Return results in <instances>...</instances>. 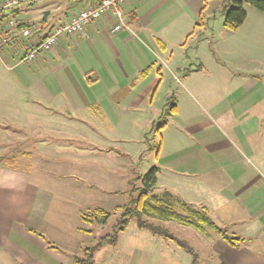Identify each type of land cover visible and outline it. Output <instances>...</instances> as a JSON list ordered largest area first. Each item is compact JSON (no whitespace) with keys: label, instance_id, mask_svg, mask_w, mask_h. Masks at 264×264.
I'll return each mask as SVG.
<instances>
[{"label":"crops","instance_id":"1","mask_svg":"<svg viewBox=\"0 0 264 264\" xmlns=\"http://www.w3.org/2000/svg\"><path fill=\"white\" fill-rule=\"evenodd\" d=\"M7 1L0 0V6ZM46 1L49 2L39 9L41 12L33 10L36 6H30L32 1L12 8L13 14L26 26L39 27L33 41L45 38L71 16L95 7L101 0H41ZM207 4V0H131L122 6L129 29L115 31L116 20L110 12L86 25L78 34H63L51 51L41 52L32 63L20 62L26 41L21 39L19 30L0 28V38L9 35L17 38L14 44L0 50V157L26 159L29 167H20L15 163L18 161L0 162V264H74V256L90 235L80 230L83 227L80 214L92 202L91 192L95 187L82 181L80 187H77L80 182L69 185L67 181L73 179L54 176L44 167L29 165L33 153L28 146H62L66 140L52 136L62 134L66 127L96 137L105 135L106 129L124 127L138 134L141 129H137L136 120L149 110L144 105L148 98L150 107L153 104L163 86L165 70L184 87L175 72L190 70L193 62L199 71L224 68V62L214 60L213 56L206 59L203 55L215 54L218 42L211 24L217 15L204 16ZM222 17L216 21L221 31ZM242 26L229 33H238ZM203 37L212 40L209 43ZM174 62H179L176 71L172 69ZM146 69L144 75L142 72ZM241 75L248 80L234 93L222 92L218 101L216 98L205 100L212 106L202 119L189 116L181 96L175 101L176 115L170 118L184 123V128L172 129L177 141L180 139L175 146H186L190 153L199 151L197 155L178 153L182 150L174 154L173 176L188 178V192L196 190L193 179L210 172L213 161L209 158L224 151V147L252 146V154L259 156L254 153L258 148L249 136L253 139L252 134L264 135L260 133L264 95L260 97L255 92L261 85L259 80L250 77L251 74ZM203 83L207 88L209 81ZM200 88L201 85L197 90L201 92ZM182 93L186 97L190 90ZM259 106L260 113L250 115ZM163 124L158 131L162 138L161 150L170 145L166 135L170 124ZM143 143L140 141L139 145ZM17 146L27 147L17 151ZM39 154L44 159L48 157ZM259 177L242 176L238 192L237 181L229 182L232 193L228 199L236 200V207L230 210L231 218L223 224L232 227L233 234L242 237L244 242L235 248L218 235L212 238L219 264H264V184ZM177 188L172 189L183 196ZM72 192L76 198L75 195L68 198ZM223 192L218 196L225 199ZM60 196L77 203L72 225L62 224L55 217L63 209L62 202L56 201ZM208 198L188 202L206 206L212 216ZM117 247L118 244L112 249ZM177 249L153 235L134 242L123 255L116 254L99 264H153L156 253L170 258L171 264H191V257H184V250Z\"/></svg>","mask_w":264,"mask_h":264},{"label":"rangeland","instance_id":"2","mask_svg":"<svg viewBox=\"0 0 264 264\" xmlns=\"http://www.w3.org/2000/svg\"><path fill=\"white\" fill-rule=\"evenodd\" d=\"M31 1L34 3L30 6H36V9L33 10L38 12H41L39 9H42L49 2L28 0L24 3L27 4ZM207 3L204 16L205 14L215 13L217 19H221L220 10H222L224 5H227L225 0H207ZM244 9L248 18L238 33H229V30L225 29L224 26L222 27L223 31H221L218 23H216L217 19L211 23L214 26L212 32H214L218 40L216 42L217 48L215 54L203 55L206 59L213 56L214 60H218L220 63L224 62L226 64H224L225 67H218L217 69L212 66L213 70L205 68V70L199 71L200 69L196 67L197 63L193 62L190 70L186 69L185 71L177 72L176 67L179 62H174L172 69L176 71L175 73L181 79L184 87L173 79V75L170 72L165 70L163 86L154 98L153 104L150 107V98H148L144 105L148 106L149 110L141 117L138 116L136 120V127L139 131L141 129L142 132L138 131L139 133L136 134L124 127L117 130L106 129L105 135L96 137V135L79 134L76 129L66 127L62 134L52 136L53 138H64L66 141H62V146H28L29 151L33 153L29 165L44 167L54 176L73 179L67 181L69 185L80 181L94 185L95 190L93 192L90 191L93 196L92 202L88 205V208L83 207L84 211L102 208L111 213V217L106 224L100 223L99 225L90 226L94 232L92 235L85 237L87 240L82 242L83 246L77 252L78 255L82 253L85 247L95 245L101 237L113 234L112 228L122 213V210H116V208L125 205L132 196L135 198L138 196V191L131 195L133 188H141L142 186L141 180L137 178L144 176L154 167H158L160 170L157 175L158 182L155 192L165 202L177 207L180 199L186 202L191 200L192 202L200 199V197L209 196L208 203L214 222L220 227L227 228L228 232L233 234L235 230L223 224L224 220L231 218V215H229L230 210L236 207V200L228 199L232 193L229 182L237 181L236 192L241 190L239 187L242 186V183H240L242 176H247L249 179L261 176L259 179L264 184V135L259 137L255 136L256 134H252L254 135L253 139L249 136V140L258 148L254 152L259 155L257 157L251 152L252 146H226L224 151L217 155L213 154L209 158V160L213 161L210 172L207 175H203L204 178L199 176L196 177V180L193 179L196 190L188 192V178L173 176V169L176 165V161H173L175 158L174 154L179 150H182L178 152L180 154L190 153L185 149L186 146H175L179 145L180 139L177 141L174 134L175 131L173 132L172 129L175 126L184 128V123L181 119H171L165 110L162 111V109L167 108V103H173L174 100L176 101L181 96V102L186 103L189 116L193 119H202L207 116L208 107L212 106L211 102L207 103L205 100L208 98L215 100L216 98V101H218L222 97V92L226 93L227 91L229 95L234 93L240 84L248 80L246 76L241 74H251L252 76L250 77L259 80L261 85L259 90L256 89L255 92H259L261 94L260 97L264 95V14L246 3L244 4ZM222 18V21H224V16ZM203 38L209 43L212 40L207 37ZM204 81H209L207 88L204 86ZM228 81L230 82L226 84L225 82ZM231 81L236 82L232 83ZM220 82H223L226 86ZM199 85L202 87L200 88L201 92L197 90ZM185 89L190 90L186 97L182 93ZM212 89H214L213 92H211ZM212 99L210 100L213 101ZM261 110L260 106L258 108L254 107V111L250 115H256L254 112L260 113ZM129 120L134 121V119ZM163 123L170 124L169 129L166 131L170 145L163 146L161 150L159 144L162 138L158 128ZM260 130V133H264V119L260 123ZM52 141L55 142L54 139ZM140 141L144 142L142 146L139 145ZM17 147V151H22L27 146ZM42 149L45 150L42 151ZM39 153H44L48 157L44 159V156ZM198 153L199 151L197 150L190 154L197 155ZM17 155L15 156L17 157ZM15 161H18L15 163L20 167L29 168L28 164H26V159L18 160L15 158ZM27 161L29 160L27 159ZM184 168L188 169V166ZM195 169L199 170L202 167H195ZM53 184L55 183L53 182ZM81 185L83 186L80 182L77 187ZM178 186L183 196L178 195L172 189H178ZM225 189L229 191L226 192ZM221 192H223L222 195L225 196V199L218 196V193ZM165 193H169V196L165 195ZM73 195H75V198L77 197L72 192L68 193V198H72ZM56 201L62 202L63 209L61 214L55 217H58L62 224L72 225L75 220L73 211L77 203H71L66 197L61 196L57 197ZM177 209L180 210L178 207ZM150 220L156 225L166 228L178 239L187 242L197 252L199 256L198 264H219V257L215 255L212 243V238L217 236L214 231H207L208 233L205 235L199 233L195 228L184 226L177 221ZM151 236L153 234L149 230L139 229L136 220L133 219L129 228L120 233L116 249H112V245H104L97 250L95 264H99L101 261L116 254L123 255L126 250L131 249L134 242L146 240L151 238ZM167 242L170 246L172 245L174 250H178L177 247L179 248V246L176 243ZM183 252L186 254L184 257H191L185 250ZM152 261L155 262L153 264H171L170 258L163 257L157 253ZM181 264H185V262H181Z\"/></svg>","mask_w":264,"mask_h":264},{"label":"trees","instance_id":"3","mask_svg":"<svg viewBox=\"0 0 264 264\" xmlns=\"http://www.w3.org/2000/svg\"><path fill=\"white\" fill-rule=\"evenodd\" d=\"M227 5L222 8L224 15V27L231 31H237L247 20V12L244 9V4H249L256 10L264 14V0H225ZM205 8H203L204 11ZM46 22V21H45ZM200 25V24H199ZM150 69V68H148ZM148 69L142 73L147 74ZM174 99V97H173ZM165 112L168 116L173 117L176 115L175 100L173 103H167ZM165 124L159 125V129ZM159 149V148H158ZM160 150V149H159ZM15 161L14 157H0L2 161ZM158 167L152 168L144 176H140L141 188H133L131 195L138 191V196L131 197L130 201L121 207H117L116 210H122L117 223L113 226V234H107L99 239V241L89 247H85L80 255L74 256V264H95L96 252L104 245H116L120 233L126 231L131 221L136 220L139 229L149 230L153 235L162 237L164 240L176 243L180 248L189 253L192 257L191 264H198L199 256L197 252L185 241L178 239L166 228L156 225L150 219H157L160 221H177L184 226L193 227L199 233L205 234L207 231H214L219 237L226 241L230 246L238 248L244 242L242 237L230 234L225 227L218 226L209 209L204 205H195L193 203L186 202L185 200H179L177 209L173 204L165 202L156 192L158 182ZM169 196V193H165ZM81 221L85 224L80 230L86 234H93L90 226L99 225L100 223L106 224L111 217V213L102 208H95L92 210L84 211L80 214Z\"/></svg>","mask_w":264,"mask_h":264},{"label":"built area","instance_id":"4","mask_svg":"<svg viewBox=\"0 0 264 264\" xmlns=\"http://www.w3.org/2000/svg\"><path fill=\"white\" fill-rule=\"evenodd\" d=\"M25 1L28 0H9L3 6H0V28L8 26L9 28L18 29L21 39L26 41L20 59L21 63L34 62L41 52L51 51L58 44V39L63 34H78L86 25L102 18L110 12L116 20V25L114 27L115 31H120L123 28L129 29V20L123 12L122 6L131 0H101L95 7L81 10L79 13L71 16L68 22L55 28L45 38L33 41V34L38 32L39 27L35 25L26 26L23 21L12 12L13 6ZM15 39L17 38L11 35L1 37L0 50L7 45L14 44ZM176 79L178 80L177 77Z\"/></svg>","mask_w":264,"mask_h":264}]
</instances>
